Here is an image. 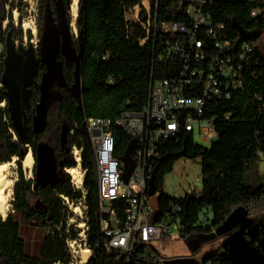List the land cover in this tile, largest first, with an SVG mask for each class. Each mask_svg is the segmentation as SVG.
I'll return each instance as SVG.
<instances>
[{
  "label": "trees",
  "instance_id": "16d2710c",
  "mask_svg": "<svg viewBox=\"0 0 264 264\" xmlns=\"http://www.w3.org/2000/svg\"><path fill=\"white\" fill-rule=\"evenodd\" d=\"M9 1L1 3L0 34L2 23L12 21V3L9 11L6 9ZM175 1L158 0V23L186 21L185 14H173ZM211 1L213 6L208 9L211 19L215 24L225 25L224 36L227 38L240 39L232 27L233 21L249 34H263V16L253 18L250 11L256 7L264 8V0L253 3L248 0ZM139 3L140 0H80L77 17L82 50L80 81L72 76L69 78L62 100L47 111L41 127L34 125V120L28 117L30 139L27 143L14 141L9 113L3 107L7 102L1 88L5 55L0 52V163L17 157L20 174L14 189L13 212L4 221L0 220V264L74 263L65 238L57 230L64 222L63 204L58 195L80 199L81 193L74 192L64 171L46 187H42L37 179L25 180L21 172V161L28 154V148H32L35 156L38 143L47 137L60 155L61 169L73 168L76 164L69 155L71 146L76 145L83 150V167L87 170L88 246L94 252L89 264H119L121 254L115 251L107 253L99 243L98 187L93 182L90 164L93 147L83 127L88 119L116 122L124 113H146L152 80L169 78L175 70L174 65L158 61L173 41L172 36L157 32L154 37L151 33L147 42L141 45L147 37L145 30L139 24L126 21V10ZM28 37L32 39L30 34ZM247 40L252 42L256 39ZM2 45L4 40L0 39ZM256 55L264 67V51L260 48ZM257 96L264 102V74L257 78L245 76L244 89L234 93L229 101L211 104V111L205 116L215 120L218 142L206 148L195 142L193 133L182 132L178 139L164 143L153 168L154 190L161 194L157 203V219L166 216L173 205L180 206L178 233L182 238L212 234L234 212L243 211L239 233L207 257L203 264H264V225L249 219L264 211V177H259L257 164V153L264 150V120L260 116L261 103ZM227 113L234 116L226 120L224 115ZM72 129L74 134L70 136ZM113 135L115 156L122 159L130 139L115 125ZM198 158L202 161L200 196L167 197L163 192L164 181L174 171L176 163L181 159ZM116 207L117 216L122 221L125 203L120 201ZM47 228H52L54 234L47 235ZM32 231L44 233L35 236L34 250H30V238H27ZM135 257L159 259L143 246L139 247Z\"/></svg>",
  "mask_w": 264,
  "mask_h": 264
},
{
  "label": "built area",
  "instance_id": "2783aa9c",
  "mask_svg": "<svg viewBox=\"0 0 264 264\" xmlns=\"http://www.w3.org/2000/svg\"><path fill=\"white\" fill-rule=\"evenodd\" d=\"M248 1L253 3L256 0ZM212 6L211 0H176L172 12L185 14L186 21L163 23L157 20L158 0H140L137 6L127 9L126 21L139 24L146 32L147 37L141 45L147 42L151 33L154 37L157 32L172 36L173 41L158 61L174 65L175 70L169 78L152 80L146 113H124L116 122L110 119L86 120L98 169L99 243L107 253L115 251L125 255L122 264H163L161 259H140L135 255L140 246L149 247L152 242L179 230L182 208L173 205L170 212L158 220L157 206L152 205L151 200L157 199V204L161 194L155 192L153 197L149 196L153 168L164 143L178 139L182 132H191L194 136L198 128L200 142L211 147L218 142L219 136L215 120L205 118L211 111L210 105L229 101L234 93L242 91L245 76L257 78L264 74V67L256 55L260 45L224 36L225 25L215 24L211 19L208 9ZM250 15L264 18V8H253ZM257 100L261 103L260 116L264 120V102L260 96ZM233 116L227 113L224 118L229 120ZM114 125L127 134L130 143H135L131 154L132 170L127 181L124 178L127 167L115 156ZM74 127L77 128V124ZM94 131L100 134L95 136ZM73 134L74 129L70 136ZM82 152L76 145L71 146L70 155L76 164L65 169L74 192L81 193V198L59 195L64 222L57 230L65 238L73 262L81 261L78 252L87 249L90 254L84 264H89L94 252L88 246L87 170L83 167ZM261 163H264V150L257 153V164ZM120 201L125 203L122 221L117 216L116 207ZM46 233L54 234L52 228H47Z\"/></svg>",
  "mask_w": 264,
  "mask_h": 264
},
{
  "label": "rangeland",
  "instance_id": "374dc122",
  "mask_svg": "<svg viewBox=\"0 0 264 264\" xmlns=\"http://www.w3.org/2000/svg\"><path fill=\"white\" fill-rule=\"evenodd\" d=\"M2 1L3 0H0V11ZM11 3L13 8L12 21L10 23V21L6 20L1 25L0 39L4 40V45L0 46V52L6 56V40L9 34L10 39L14 41L16 45L22 42L26 49H29L32 45L37 51L39 46V21L41 11L46 5V0H10L6 8L7 11H9ZM25 24H28L31 28L35 27L36 33H33L31 29H25ZM29 34L32 36L31 40L28 37ZM252 42L256 45H260L261 50L264 51V32L260 38ZM12 134L14 135V141H18L13 130ZM198 137L199 131L198 128H196L194 132L195 142L206 148H210V145L200 142ZM38 146L40 149L43 148L44 151L54 159L52 146L48 138L43 139ZM29 152H32L35 167L36 161L31 147L28 148V153ZM18 162L19 159L17 157H13L10 162H4L10 164L5 172L7 179L13 180L15 178L16 183L19 181L20 177ZM22 162L23 161H21V172L23 178L25 180H35L34 167L30 173H27L23 169ZM201 171V158L196 160H179L174 167V171L168 175L164 181V194L172 198H183L186 194L200 196L202 192ZM258 172L259 177H264V163L258 165ZM156 202L157 199L155 198L151 200L154 206H157ZM13 209L14 193L10 213L13 212ZM243 218L242 210L234 212L224 224L215 229L214 234H199L189 238H182L180 234L175 231L169 237L152 242L148 247V251L151 252L153 256H157L161 259L163 264H203L204 260L212 255L220 246L233 240V237L239 233ZM249 219L257 224L264 225V211L250 216ZM43 234L44 233L41 231H32V235L30 237L27 236V238H30V250L35 249V236Z\"/></svg>",
  "mask_w": 264,
  "mask_h": 264
},
{
  "label": "flooded vegetation",
  "instance_id": "af4514ba",
  "mask_svg": "<svg viewBox=\"0 0 264 264\" xmlns=\"http://www.w3.org/2000/svg\"><path fill=\"white\" fill-rule=\"evenodd\" d=\"M71 8V0L68 2L65 0H46V5L41 11L38 33L39 46L38 50L32 53L30 59L35 68L36 77L31 87L32 96L27 118L30 117L34 120L43 117L44 113L40 111V105L45 89H48L49 111L54 104L62 100L63 92L67 90L69 78L72 76L76 81L78 80L82 50L77 29V18L74 19ZM47 49L48 60L46 58ZM49 141L54 155V159L51 157L52 169L54 177H56L62 171L65 172L66 168L61 169L60 155L55 152L52 140L49 139ZM38 145L35 153L34 175L35 181L37 179L40 183L39 174L43 166L48 163V153L43 148L40 149Z\"/></svg>",
  "mask_w": 264,
  "mask_h": 264
},
{
  "label": "water",
  "instance_id": "95a60500",
  "mask_svg": "<svg viewBox=\"0 0 264 264\" xmlns=\"http://www.w3.org/2000/svg\"><path fill=\"white\" fill-rule=\"evenodd\" d=\"M232 27L238 32L240 40H247L250 38L258 39L261 37V34L252 35L247 33L234 21L232 23ZM6 47L5 70L2 75L1 88L4 90L7 102L3 105V107L7 108L16 138L23 143H27L30 139L27 111L30 109V100L32 96L31 87L34 84L36 77L35 68L30 59L32 53L36 50L32 45L29 49H26L22 42L16 45V43L10 39V34L6 40ZM46 58L48 60V49L46 50ZM77 78V82H79L80 76L78 75ZM48 98V89H45L42 94V102L40 105V111L43 112L44 115L42 118L39 117L34 119V125L38 127L42 126V119L46 116L48 111ZM83 132L86 135H89L86 126L83 127ZM99 134L100 133L98 131L93 132V135L95 136H98ZM134 148L135 143L131 142L124 157L122 158V161L125 163L128 170L124 177L126 181L129 179L132 170L131 154ZM90 164L93 167V182L98 184V169L93 153L91 155ZM39 179L42 187L51 185L54 180L52 162L49 154L48 163H46L40 171ZM154 195L155 190L153 181L151 180L149 183V196L153 197ZM7 217L8 215L2 218V220L4 221ZM124 258L125 255H121L118 263L122 264Z\"/></svg>",
  "mask_w": 264,
  "mask_h": 264
},
{
  "label": "bare ground",
  "instance_id": "6f19581e",
  "mask_svg": "<svg viewBox=\"0 0 264 264\" xmlns=\"http://www.w3.org/2000/svg\"><path fill=\"white\" fill-rule=\"evenodd\" d=\"M71 6L74 19H76L78 16L79 0H71ZM24 28L31 29L33 33H36L35 27L31 28L28 24H25ZM9 165V163H0V220L6 217L12 209L13 193L16 185V179L14 178L13 180H8L5 174ZM22 165L24 171L27 173L31 172L34 167V160L31 152L26 155ZM89 254L90 252L87 249H82L78 252V256L81 257V261H75L71 264H84V261L89 257Z\"/></svg>",
  "mask_w": 264,
  "mask_h": 264
},
{
  "label": "crops",
  "instance_id": "0c3cea01",
  "mask_svg": "<svg viewBox=\"0 0 264 264\" xmlns=\"http://www.w3.org/2000/svg\"><path fill=\"white\" fill-rule=\"evenodd\" d=\"M261 222H263V221H261ZM215 232V231H214ZM214 232H213V234H214Z\"/></svg>",
  "mask_w": 264,
  "mask_h": 264
}]
</instances>
